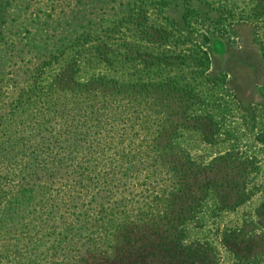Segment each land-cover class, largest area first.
I'll use <instances>...</instances> for the list:
<instances>
[{
  "label": "rangeland",
  "instance_id": "rangeland-1",
  "mask_svg": "<svg viewBox=\"0 0 264 264\" xmlns=\"http://www.w3.org/2000/svg\"><path fill=\"white\" fill-rule=\"evenodd\" d=\"M101 79L120 91L106 102L83 89ZM137 84L158 87L122 100ZM114 111L123 122L103 132L121 142L77 153L78 118ZM0 146L16 182L35 157L64 162L0 195V264H264V0H10Z\"/></svg>",
  "mask_w": 264,
  "mask_h": 264
},
{
  "label": "trees",
  "instance_id": "trees-1",
  "mask_svg": "<svg viewBox=\"0 0 264 264\" xmlns=\"http://www.w3.org/2000/svg\"><path fill=\"white\" fill-rule=\"evenodd\" d=\"M9 1L10 0H0V19H1V15H3V13H4L5 5L9 4ZM99 81H96L93 86H88V88L86 86V87H83V89L87 90V91L95 90L96 92H101L102 97H103V98H101L102 99L101 101H103V102H106L108 100L107 98H105V95H106L105 91L108 94H111V92L113 90L119 91L117 88H115V87H113L111 85H107L110 82L109 80H108L107 84L102 79L99 80ZM172 84L175 85L173 82H172ZM100 85H103L104 89H102L101 87L98 88ZM157 85L158 84H156L153 87H151L149 84H137V86L135 85V86H133L131 88L133 90V93H128V94L120 96V97L122 98V100L127 98L128 100L134 99V101H138V95H137L138 93L142 94L141 91L147 89L148 86L151 87V88H149L151 90H149L148 92H151V91L155 90L156 87H158ZM167 85H169L170 87H174L173 85H171V83H169V84L167 83ZM140 87H147V88H140ZM95 91H93L94 96H95V93H96ZM146 95L148 97L151 96V94H147V93H146ZM83 98L89 99V102L92 100L88 96L87 97H83ZM154 98L155 99L154 100H150V102L148 104L153 105L155 107V105L157 104L158 100H157L156 97H154ZM17 100H18V103H20V101H23V99H21L20 97L17 98ZM128 100H127V102H128ZM109 114L112 115L111 119H113V121H114L113 123H111L109 125L100 124L99 121H103V120L100 119V118H97V117L95 118L94 114H92V115H84L85 118H83L82 120L80 118H78V120H79L78 122L80 123L81 127L77 126V153L80 152L82 156H87L88 154L93 153V152H95L98 149H99V151L101 153H104L102 151L104 146H107L108 150H110V145L112 144V142L114 141V139L116 137L114 135V133L117 134V136L119 138L118 139L119 141L122 139L121 135H123V133L121 134L119 132H114L113 136H110V135H106L107 134L106 132H103L107 128L113 129L115 127H118L120 124L116 123L115 121L119 120L120 122H123V120H124V118L122 116L123 112H121V111H119V112L114 111V112L109 113ZM153 115H155V114H153ZM147 116L148 115H146L145 117H139V119H138V121L136 123H138L139 125H147L149 127V124H148L149 120L146 119ZM129 120L132 121V118H129ZM150 125H152V123ZM48 126H49V124H48ZM37 129L45 130V128H37ZM39 130H37V131L39 132ZM83 141H86L87 145L85 143H83ZM89 141L96 142L97 144L101 143V144H105V145L104 146L99 145V147L97 148V146H94V144L89 143ZM54 144H55V142H52V141L51 142L50 141H46V142L42 141V143L39 144L40 150L37 153L45 154L46 151L49 148H51ZM149 146L150 145H148L146 147H149ZM0 148L4 149V148H6V146H0ZM44 149H46V150H44ZM124 153H125L124 150L121 149L120 146L114 148V154H118L120 157H122ZM155 154L156 155H151L150 154L151 156L148 155V158L150 160L152 159L153 163L154 162L156 163V161H160L161 158L164 157V154L161 153V152L160 153H155ZM62 162L63 161L59 160V159L53 160L52 157H51L50 160H46L45 158H36L35 157V158L32 159V162H30L29 164H27L25 166V169L24 168H23V170L20 169L19 173H22V175L19 177V181L16 182L15 179H14V175H12V177H11L10 174L11 173L15 174V172L12 171V170H14V168H15L14 166L15 165L19 166V163L17 161H15V160H12V158H6L5 161L0 159V195L4 197L6 195L5 191L7 192L8 190H10L11 192L15 191L14 193L20 192V194L22 195V193L27 191V188H30V189L33 188V186L36 184L34 182L37 179H40V178L42 179L43 174H46L47 171L50 168L54 169V167H58L59 165H61ZM81 162H84V161H81ZM139 163H143V164H141L142 168L139 166V164L132 165V164L129 163V164H125V169L129 170L131 167H134L135 168L134 170H137V171H138V169H143L144 170L146 164L148 163V161H146V163L144 161H141ZM79 165L80 164L78 163L77 166L79 167ZM120 166H122V164ZM155 166H157V164ZM111 167L112 166L109 165V166H107L105 168L106 170L105 169L102 170V171L99 170V169L97 170V173H98L99 177L95 176L94 178H96L97 180L98 179H102V180H99L98 186L95 187L96 188L95 191L102 190V191L108 192L110 190V188H111V179L115 178L114 175L111 174V172H112ZM1 170H2V172H1ZM54 170H56V169H54ZM121 172L123 173V171H121ZM79 178H80L81 183L83 185H85V181H89L90 182V180H91V178L87 180L86 177L83 175V173H79ZM116 178H118V177H116ZM118 181H120V180H118ZM182 186H183V188H186V183L184 185H182ZM95 188H93V190ZM12 196L15 198V194H12ZM2 198H0V203L2 202ZM7 201L9 203L11 202L10 199L7 200ZM5 210L7 211L5 213L8 216V211H10V206L4 203L0 207L1 215H3L2 211H5ZM103 219L104 218L102 217L101 218L102 221H107V219L106 220H103ZM110 220H111V218H110ZM110 220H108V221H110ZM6 225H7V223L4 224L3 226H6ZM12 247H13L12 248L13 251H17V248L14 245ZM8 248L11 249V245L10 244H7L6 249H8ZM29 248L30 247H28V249ZM35 251L36 250H34L33 253ZM17 259H19V257L18 258H14L12 264H27L28 261L31 262L30 258L23 259V260H20V261L17 260Z\"/></svg>",
  "mask_w": 264,
  "mask_h": 264
}]
</instances>
